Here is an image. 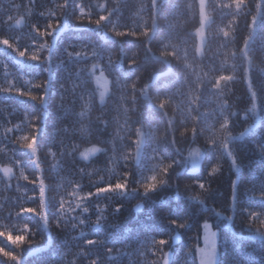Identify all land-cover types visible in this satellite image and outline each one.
Segmentation results:
<instances>
[{
  "label": "trees",
  "instance_id": "obj_1",
  "mask_svg": "<svg viewBox=\"0 0 264 264\" xmlns=\"http://www.w3.org/2000/svg\"><path fill=\"white\" fill-rule=\"evenodd\" d=\"M205 222L264 264V0H0V264H199Z\"/></svg>",
  "mask_w": 264,
  "mask_h": 264
},
{
  "label": "rangeland",
  "instance_id": "obj_2",
  "mask_svg": "<svg viewBox=\"0 0 264 264\" xmlns=\"http://www.w3.org/2000/svg\"><path fill=\"white\" fill-rule=\"evenodd\" d=\"M199 1L201 4L204 2V0ZM92 77L94 79L96 90H98L99 100H102L109 92V80L99 68L93 71ZM200 155L201 153L198 149H192L189 159L196 164L198 163ZM2 171L7 175L11 173V170L8 168H2ZM203 225L204 226L200 234V242L197 246V258L199 264H216L218 258L215 247L216 236L213 228L211 227V225H209V223L205 222L203 223Z\"/></svg>",
  "mask_w": 264,
  "mask_h": 264
},
{
  "label": "snow or ice",
  "instance_id": "obj_3",
  "mask_svg": "<svg viewBox=\"0 0 264 264\" xmlns=\"http://www.w3.org/2000/svg\"><path fill=\"white\" fill-rule=\"evenodd\" d=\"M65 6H66V3H65ZM80 7V5H78V8ZM81 15H83V13L81 12ZM37 30V32H43L44 30H41V29H36ZM8 43H10V42H8ZM46 47V46H45ZM27 53H26V51H20L19 52V55L21 56V57H23V56H25ZM38 56L39 55H37L36 53L35 54H33V59H36V58H38ZM33 99H35V97H33ZM152 179H155L154 177L152 178Z\"/></svg>",
  "mask_w": 264,
  "mask_h": 264
},
{
  "label": "clouds",
  "instance_id": "obj_4",
  "mask_svg": "<svg viewBox=\"0 0 264 264\" xmlns=\"http://www.w3.org/2000/svg\"><path fill=\"white\" fill-rule=\"evenodd\" d=\"M14 242H18V241H14Z\"/></svg>",
  "mask_w": 264,
  "mask_h": 264
}]
</instances>
